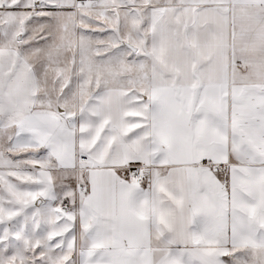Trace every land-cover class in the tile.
<instances>
[{
    "label": "snow or ice",
    "instance_id": "obj_1",
    "mask_svg": "<svg viewBox=\"0 0 264 264\" xmlns=\"http://www.w3.org/2000/svg\"><path fill=\"white\" fill-rule=\"evenodd\" d=\"M0 264H264V0H0Z\"/></svg>",
    "mask_w": 264,
    "mask_h": 264
},
{
    "label": "crops",
    "instance_id": "obj_2",
    "mask_svg": "<svg viewBox=\"0 0 264 264\" xmlns=\"http://www.w3.org/2000/svg\"><path fill=\"white\" fill-rule=\"evenodd\" d=\"M200 218H196L193 225L191 226L193 230H196L199 227Z\"/></svg>",
    "mask_w": 264,
    "mask_h": 264
}]
</instances>
